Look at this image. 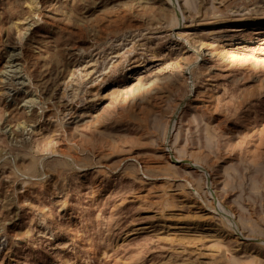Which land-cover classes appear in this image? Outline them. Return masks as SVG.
<instances>
[{
    "label": "rangeland",
    "instance_id": "1",
    "mask_svg": "<svg viewBox=\"0 0 264 264\" xmlns=\"http://www.w3.org/2000/svg\"><path fill=\"white\" fill-rule=\"evenodd\" d=\"M0 264H264V0H0Z\"/></svg>",
    "mask_w": 264,
    "mask_h": 264
}]
</instances>
